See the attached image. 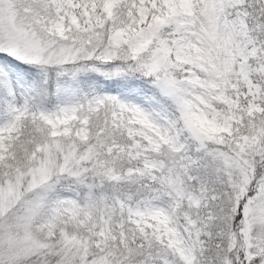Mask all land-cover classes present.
Masks as SVG:
<instances>
[{"label":"snow or ice","instance_id":"obj_1","mask_svg":"<svg viewBox=\"0 0 264 264\" xmlns=\"http://www.w3.org/2000/svg\"><path fill=\"white\" fill-rule=\"evenodd\" d=\"M0 264H264V0H0Z\"/></svg>","mask_w":264,"mask_h":264}]
</instances>
